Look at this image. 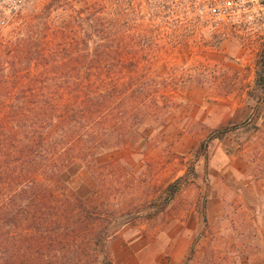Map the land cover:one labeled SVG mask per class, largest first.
Masks as SVG:
<instances>
[{"label":"rangeland","instance_id":"obj_1","mask_svg":"<svg viewBox=\"0 0 264 264\" xmlns=\"http://www.w3.org/2000/svg\"><path fill=\"white\" fill-rule=\"evenodd\" d=\"M190 1L26 0L0 26V51L30 36L46 56L0 59L6 93L36 72L67 89L86 56L120 80L136 64L147 100L123 147L63 169L95 218L46 232L42 264H101L103 245L111 264H264V26L213 31Z\"/></svg>","mask_w":264,"mask_h":264},{"label":"trees","instance_id":"obj_2","mask_svg":"<svg viewBox=\"0 0 264 264\" xmlns=\"http://www.w3.org/2000/svg\"><path fill=\"white\" fill-rule=\"evenodd\" d=\"M88 20L83 23L88 25ZM38 25L35 23L37 32ZM32 38L17 40L12 51L3 47L0 59L11 64L35 61L38 67L46 56L36 50ZM90 59L84 56L83 72L61 91L52 89L57 77L37 72L28 80L35 88L28 82L17 94L0 88V97L17 98L0 100V264H42L40 251H51L56 242L52 234L45 237L46 232L55 225L74 227L95 218L61 173L73 161L88 164L98 154L123 147L125 135L146 104L143 81L135 76L136 64L127 62L126 73L131 76L120 80L106 77L104 65L108 62ZM262 82L264 86V76ZM173 187L164 204L173 196ZM58 202L63 203L61 210ZM58 216L64 224L54 220ZM102 252L101 264H111L105 245Z\"/></svg>","mask_w":264,"mask_h":264},{"label":"built area","instance_id":"obj_3","mask_svg":"<svg viewBox=\"0 0 264 264\" xmlns=\"http://www.w3.org/2000/svg\"><path fill=\"white\" fill-rule=\"evenodd\" d=\"M26 0H0V26L18 14ZM195 14L213 31L264 26V0H191Z\"/></svg>","mask_w":264,"mask_h":264}]
</instances>
